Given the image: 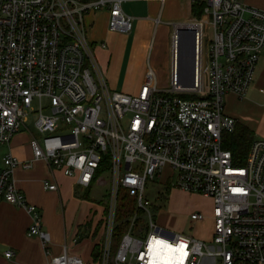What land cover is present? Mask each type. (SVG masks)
<instances>
[{
    "label": "built area",
    "instance_id": "2783aa9c",
    "mask_svg": "<svg viewBox=\"0 0 264 264\" xmlns=\"http://www.w3.org/2000/svg\"><path fill=\"white\" fill-rule=\"evenodd\" d=\"M128 1L149 0H0V149L29 122L40 134L29 141L31 159L0 155V203L30 214L28 235L39 237L49 254L41 209L17 187L16 168L44 161L82 191L103 184L106 173L100 264H161L157 241L185 246L170 251L169 264H264V139L253 141L244 165L224 147L238 123L226 113L225 97H244L254 84L264 11L242 0H189L201 13L173 24L169 88L159 89L150 68L131 95L109 86L96 57L97 44L107 45L92 42L86 25L87 14L104 10L109 31L130 33L135 18L123 9ZM149 181L211 198L212 240L157 225ZM44 189L58 185L46 180ZM122 195L134 200L135 213L113 251ZM190 218L206 219L201 212ZM49 264L86 263L65 247Z\"/></svg>",
    "mask_w": 264,
    "mask_h": 264
},
{
    "label": "crops",
    "instance_id": "0c3cea01",
    "mask_svg": "<svg viewBox=\"0 0 264 264\" xmlns=\"http://www.w3.org/2000/svg\"><path fill=\"white\" fill-rule=\"evenodd\" d=\"M242 1L249 6L264 11V0ZM154 2L158 5L160 4L159 0H154ZM189 14L192 16V4H189ZM159 16L160 12H158L156 17L158 18ZM154 17L155 15L151 16L147 14L139 19L140 24L143 23L147 27L146 30L145 28L141 31L139 30V33L133 38L131 44L119 46L115 41H111L110 35L117 36L116 34L118 33L109 31V14L107 11L92 12L86 15L87 31H91L94 37L99 23L100 25L105 24L106 30L100 39L106 45L110 43L111 48H109V45L106 48H102L97 44L96 51H98L96 53L99 52L98 54L101 55V60L103 61V66L101 65L102 69L104 68L109 72V68L111 67L110 75L114 71L117 72L118 76L122 75L124 77V80H121V86L119 85V79L111 76L110 78L108 77L110 85L117 88L120 92L135 95L144 82L147 65L149 64L147 57L149 48L151 47L148 24L152 23ZM156 17L155 20L157 19ZM96 40L98 39H91L92 42H96ZM102 49L110 50L107 54L102 52ZM134 73H140L139 78L134 79L136 84L140 86L137 88L129 87L126 80L127 77L132 76ZM263 91L264 50L257 66L254 84L246 95L244 97H238L234 93L228 94L229 96L227 95L228 97H233L234 101L232 107L229 109V114L226 113L238 119L239 123L248 126L254 132L255 140L264 139V104L260 105L256 103L251 98V95L262 94L263 96ZM14 138L7 146L9 153H12L21 161L31 159L32 152L30 146V153L28 155L18 153L15 151ZM48 170L46 163L38 160L33 162L29 169H24L22 166L17 167L15 177L17 187L24 192L27 201L39 207L41 213L43 212L42 229L47 231L51 236L50 253H46L39 237L28 235V229L32 222L30 214L21 207L2 201L0 203V264H49L52 256L61 254L65 247H67L70 254L80 257L86 264H100L99 262H95L93 251L95 246L100 245L103 239V216L97 217V213L94 211L97 208L94 206L95 203H88L87 200H83L82 203L91 206V209H86L82 213L81 218L77 219V223L71 220L68 221L57 210V206L59 208V193L44 189V181H54ZM71 181L72 184H75V179L72 178ZM59 191H61L60 187ZM75 239H77L76 242ZM7 251H13L14 255L10 258L6 257L5 253Z\"/></svg>",
    "mask_w": 264,
    "mask_h": 264
},
{
    "label": "rangeland",
    "instance_id": "374dc122",
    "mask_svg": "<svg viewBox=\"0 0 264 264\" xmlns=\"http://www.w3.org/2000/svg\"><path fill=\"white\" fill-rule=\"evenodd\" d=\"M189 4L191 2L189 0H167L166 3L159 5L154 2V0L150 1H128L124 3L123 9L126 14L135 18L133 22V28L130 33H121L116 34L117 36L110 35L112 40L115 41L119 46L124 44H131L133 38L141 31L143 28H146L145 24H140L139 19L143 16L150 14L151 16H157L158 12H160V23L156 25L155 17L153 18L154 22H150L148 25V29L150 32V44L147 61L149 64L147 65L146 73H148L149 69L152 68L155 72L156 82L161 90H166L169 88V74H170V35L173 31V24L183 23L188 21L191 17L189 14ZM157 18V17H156ZM105 24L97 26V32L95 37L93 36L91 31H87L88 38L91 40L92 38L98 39L96 42L100 43L103 41L101 38L104 35L106 28ZM208 36V35H207ZM109 48H111L110 43ZM110 49L103 50L104 53H109ZM98 51V50H97ZM96 51V52H97ZM167 51H168V60H167ZM99 53V52H98ZM96 53V57L98 59V63L100 66H103V61L101 60V55ZM114 63V59H113ZM104 75L109 83L108 77H113L115 79H119V85L121 86V80H124V77L121 75H117V72L113 71V74L110 75L111 67L109 68V72H107L103 68ZM109 74V75H108ZM140 73H134L132 76L127 77L126 80L128 82V86L132 88L140 87L136 84L134 79L139 78ZM109 86L118 91L117 88ZM127 93V92H126ZM229 96V95H228ZM225 97L226 103V112H230L229 109L233 105V97ZM251 98L255 100L256 103L263 105L264 98L262 94H252ZM44 103L46 101L44 100ZM34 109L39 107V102L35 101ZM229 114V113H228ZM28 129L23 128V130L17 134L14 138V144L16 145V150L18 153H24L28 155L30 153L29 149V140L33 136H40L38 131L36 130L33 123H28ZM9 153V148L4 146L0 149V155L3 156ZM47 165V164H46ZM48 167V173L54 178V181L58 185L59 193V208L57 206V210L59 213L65 216V218L72 222L77 223V219L81 218L82 213L86 209H91V206L83 204V200H87L88 203H95L94 206L97 208L94 210L97 213V217H102L104 214V205L106 203V193L109 189L108 174H104L103 184L95 183L90 188L89 197L85 198L84 192L78 187L76 184H72V178L66 177L63 173L56 171L52 172L50 167ZM54 176V177H53ZM71 179V180H70ZM59 187L61 191H59ZM162 188V189H161ZM147 197L157 205V209L153 210L156 213L155 223L168 229V231L172 233L184 234L187 236H192L197 240L210 242L212 240L213 235V201L211 198H207L200 194H192L188 191H184L175 187H168V189H164V187L157 184V181L148 182L147 184ZM201 212L204 214L206 219L200 222H193L191 220V214ZM43 213V212H42ZM123 220H126L125 218ZM101 260V255L99 262ZM113 264V263H112Z\"/></svg>",
    "mask_w": 264,
    "mask_h": 264
},
{
    "label": "trees",
    "instance_id": "16d2710c",
    "mask_svg": "<svg viewBox=\"0 0 264 264\" xmlns=\"http://www.w3.org/2000/svg\"><path fill=\"white\" fill-rule=\"evenodd\" d=\"M81 2H88L90 0H79ZM201 10L192 6V16L200 15ZM254 132L246 125L237 123L235 130L232 133L225 135L224 147L232 152L233 161L236 165H244L249 153L250 147L254 141ZM90 188L83 194L85 198L89 197ZM155 210L157 207H154ZM135 213L134 200L122 195L117 205L116 228L113 235V251H115L120 243L122 236L129 226L130 219ZM126 220H123V219ZM101 255V245H96L93 251L95 262H99ZM112 264V263H110ZM114 264V263H113Z\"/></svg>",
    "mask_w": 264,
    "mask_h": 264
},
{
    "label": "snow or ice",
    "instance_id": "6c2138e0",
    "mask_svg": "<svg viewBox=\"0 0 264 264\" xmlns=\"http://www.w3.org/2000/svg\"><path fill=\"white\" fill-rule=\"evenodd\" d=\"M185 246L181 245L179 248H175L172 245L163 244V242L157 241L154 246V251L157 255L160 254L161 251H173V252H179L182 251ZM186 255V253H185ZM182 264V262H181Z\"/></svg>",
    "mask_w": 264,
    "mask_h": 264
},
{
    "label": "bare ground",
    "instance_id": "6f19581e",
    "mask_svg": "<svg viewBox=\"0 0 264 264\" xmlns=\"http://www.w3.org/2000/svg\"><path fill=\"white\" fill-rule=\"evenodd\" d=\"M170 251H163V255L159 256L161 264H169Z\"/></svg>",
    "mask_w": 264,
    "mask_h": 264
}]
</instances>
